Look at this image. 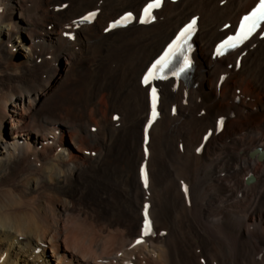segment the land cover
Listing matches in <instances>:
<instances>
[{
  "label": "bare ground",
  "instance_id": "obj_1",
  "mask_svg": "<svg viewBox=\"0 0 264 264\" xmlns=\"http://www.w3.org/2000/svg\"><path fill=\"white\" fill-rule=\"evenodd\" d=\"M147 1L0 0V264H264V154L251 156L264 152V25L210 58L258 0H164L148 26L105 32ZM91 11L93 24H80ZM38 12L41 25L16 19ZM193 16L194 73L158 83L144 152L141 75ZM13 49L24 58L16 67ZM81 214L82 257L59 244Z\"/></svg>",
  "mask_w": 264,
  "mask_h": 264
},
{
  "label": "rangeland",
  "instance_id": "obj_2",
  "mask_svg": "<svg viewBox=\"0 0 264 264\" xmlns=\"http://www.w3.org/2000/svg\"><path fill=\"white\" fill-rule=\"evenodd\" d=\"M27 2V3H26ZM33 2V0H25V4H27L26 6H30L29 4H31V3ZM63 8H65L64 6L63 7H61V8H59V10H57V11H60V10H63ZM33 16V17H32ZM37 18H36V17ZM39 17V18H38ZM28 18V19H27ZM33 18V19H32ZM16 19H17V21H19V22H21V23H34V24H38V25H41L42 24V21H43V15H42V13L41 12H38V14H32V15H29V16H25V15H23L22 16V18L20 19V18H18L17 16H16ZM24 19V20H23ZM26 19V20H25ZM36 19V20H35ZM30 20V21H29ZM32 20V21H31ZM38 21V22H37ZM40 22V23H39ZM50 28H52V26L51 25H47V26H45V30H47V31H49V30H51ZM14 29V28H13ZM27 34V35H26ZM23 37L24 38H28V33H26V32H24L23 34ZM13 53H15V55L13 56V58H12V64L14 65L13 67H16L19 63H21V61L22 60H24V58L20 55V53H19V51H16V50H14L13 49V51H12ZM211 56V55H210ZM17 61V62H16ZM39 63H41V61L40 62H38V64ZM64 64H65V61L64 60H61L60 62H59V64L57 65V67L58 68H64ZM62 66V67H61ZM115 115H118V114H115ZM95 130H94V128L93 129H91V132H94ZM88 153H90V152H88ZM37 195V194H36ZM36 195H35V197H36ZM38 197V198H37ZM37 197L36 198H34V200L35 199H37L38 201H33V206H35V207H37L39 204H40V202H41V199H42V197L38 194L37 195ZM37 202V203H36ZM38 202H39V204H38ZM73 218V219H72ZM72 218H69L68 219V221L70 222V224H72V226H71V228H70V230H69V233H67V235H65L64 237H62L61 238V240L59 241V244L61 245V247L63 248V250H67L68 252H73V251H77L78 250V248L81 246L82 247V245H80V244H83V235L81 234L82 232H83V230L81 229V228H83V225H81V223L83 224V214H81V216H80V218H74V217H72ZM72 221H71V220ZM80 221H79V220ZM76 221V222H74V221ZM73 222V223H72ZM80 222V223H79ZM77 223V224H76ZM80 225H79V224ZM78 225V227H79V229H81V230H79L78 229V227H76V225ZM75 225V226H74ZM82 226V227H81ZM81 227V228H80ZM76 231H75V230ZM73 231V232H72ZM75 231V232H74ZM82 231V232H81ZM80 232V233H79ZM76 233V234H75ZM74 235V236H73ZM75 235H77V237H75ZM79 235H82V236H79ZM71 236H73V238H70ZM79 237V238H78ZM82 239H81V238ZM67 238V239H66ZM69 238V239H68ZM75 238V239H74ZM70 239H71V242H70ZM77 239H78V241H77ZM73 240V241H72ZM80 240V241H79ZM64 241H66V244H65V242ZM78 242V245L79 246H77V242ZM82 241V242H81ZM75 244H74V243ZM79 242H81V243H79ZM73 243V244H72ZM65 244V245H64ZM68 244V245H67ZM70 244V245H69ZM74 246L75 248H77V250L74 248V247H72V246ZM69 246H71L70 248H69ZM68 247V248H67ZM66 248V249H65ZM74 248V249H73ZM81 249V250H80ZM80 250V251H79ZM79 250L76 252L78 255L80 254V257H82V255H83V247L82 248H79ZM66 251V252H67ZM80 252H82V253H80ZM38 253V251L36 252V254Z\"/></svg>",
  "mask_w": 264,
  "mask_h": 264
},
{
  "label": "snow or ice",
  "instance_id": "obj_3",
  "mask_svg": "<svg viewBox=\"0 0 264 264\" xmlns=\"http://www.w3.org/2000/svg\"><path fill=\"white\" fill-rule=\"evenodd\" d=\"M154 6H159V0H156V3L154 5H150L149 7H154ZM146 14L147 10H146ZM245 19V24L242 26V36L246 37L248 34L251 33V31L257 26L258 21L264 20V2L261 3L260 7L257 8L253 13H251L250 16H247L244 18ZM195 21H193V24ZM192 28V25H189L188 28L184 30V33L181 34V36L186 35ZM234 46V45H233ZM223 47V45L221 46ZM171 49L170 53L171 54ZM167 58H165L166 61ZM159 64L165 63L164 61L158 62ZM155 71V66L153 69V72ZM153 72H149L148 75L145 77V83H149L150 79L153 77ZM153 119H155V92L156 90L153 89ZM144 183L145 186H147L148 183V175L147 172H144ZM152 231V221L148 218V212H147V206L145 208V221H144V229H143V235H149L151 234ZM137 243H141V240H137Z\"/></svg>",
  "mask_w": 264,
  "mask_h": 264
},
{
  "label": "water",
  "instance_id": "obj_4",
  "mask_svg": "<svg viewBox=\"0 0 264 264\" xmlns=\"http://www.w3.org/2000/svg\"><path fill=\"white\" fill-rule=\"evenodd\" d=\"M263 154H264V153L260 152L259 150H256L255 152H253V153L251 154V156H252V157L257 156V158H258L259 160H261V159L263 158ZM252 181H253L252 178H247V179H246V183H247V184L252 183Z\"/></svg>",
  "mask_w": 264,
  "mask_h": 264
}]
</instances>
